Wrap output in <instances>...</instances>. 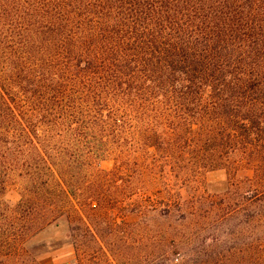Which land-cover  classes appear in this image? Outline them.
<instances>
[{
    "label": "trees",
    "instance_id": "16d2710c",
    "mask_svg": "<svg viewBox=\"0 0 264 264\" xmlns=\"http://www.w3.org/2000/svg\"><path fill=\"white\" fill-rule=\"evenodd\" d=\"M238 167L264 213V0H0V264L63 221L70 264L95 259L93 217L169 219Z\"/></svg>",
    "mask_w": 264,
    "mask_h": 264
},
{
    "label": "rangeland",
    "instance_id": "374dc122",
    "mask_svg": "<svg viewBox=\"0 0 264 264\" xmlns=\"http://www.w3.org/2000/svg\"><path fill=\"white\" fill-rule=\"evenodd\" d=\"M99 167L109 170L112 163L105 161ZM246 168L207 174L199 184L201 196L194 194L190 203H184L182 212L174 209L169 219L156 212L143 215L125 209H114L115 225L107 226L102 216L93 217L91 221L104 239L103 251L97 250L95 259L84 256L80 263L147 264L146 253L152 250L155 257L161 251L175 254L165 264H264V221L260 223L264 213L248 204L245 207L243 195L250 190L246 188L247 179L253 178L252 170ZM257 176L264 178V170ZM8 197L14 199L13 194ZM184 211L191 214L186 223L180 222ZM143 222L146 227H142L141 235L146 239L137 242L128 227ZM66 227L63 221L30 240L24 247V259L28 261L31 254L37 256L38 264L72 263L74 253L65 237ZM107 227L115 230V235H108ZM81 242L79 250L88 253L90 246L85 240Z\"/></svg>",
    "mask_w": 264,
    "mask_h": 264
}]
</instances>
